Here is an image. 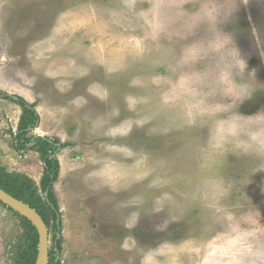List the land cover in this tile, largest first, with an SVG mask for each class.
<instances>
[{
    "label": "rangeland",
    "instance_id": "374dc122",
    "mask_svg": "<svg viewBox=\"0 0 264 264\" xmlns=\"http://www.w3.org/2000/svg\"><path fill=\"white\" fill-rule=\"evenodd\" d=\"M2 94L61 146L60 264H264V0H0ZM14 101L0 168L40 184ZM23 232L0 202V264Z\"/></svg>",
    "mask_w": 264,
    "mask_h": 264
},
{
    "label": "trees",
    "instance_id": "16d2710c",
    "mask_svg": "<svg viewBox=\"0 0 264 264\" xmlns=\"http://www.w3.org/2000/svg\"><path fill=\"white\" fill-rule=\"evenodd\" d=\"M0 96H4L5 99L14 100V96L7 94ZM16 103L22 107L23 113L20 117L15 146L18 149H22L26 148V145L30 143L31 139L26 137L27 131L37 125L39 116L35 110V106L27 104L22 98H18ZM33 147L37 148L45 163V170L40 184H37L27 175L10 174L0 168V187L35 209L48 227L53 222L55 233H57L59 227L56 222H58L61 215L58 200L54 192V184L59 179V164L54 155L61 146L56 141L51 142L44 138H37ZM10 210L13 211L12 209ZM14 213L20 216L18 213ZM20 217L22 218L24 232L23 239H20L17 245L15 264H35L38 255L39 235L29 220L22 216ZM55 238L57 237L55 236ZM58 244V252H61L60 240ZM52 253L56 252L53 251ZM54 260L55 257L52 258L50 264H55Z\"/></svg>",
    "mask_w": 264,
    "mask_h": 264
},
{
    "label": "water",
    "instance_id": "95a60500",
    "mask_svg": "<svg viewBox=\"0 0 264 264\" xmlns=\"http://www.w3.org/2000/svg\"><path fill=\"white\" fill-rule=\"evenodd\" d=\"M14 100H18L14 97ZM0 202L18 213L20 216L29 220L36 228L39 235L38 255L35 264H49L50 260V238L49 227L41 215L25 202L15 198L0 187ZM61 220L58 219V224ZM60 229V227H59Z\"/></svg>",
    "mask_w": 264,
    "mask_h": 264
},
{
    "label": "flooded vegetation",
    "instance_id": "af4514ba",
    "mask_svg": "<svg viewBox=\"0 0 264 264\" xmlns=\"http://www.w3.org/2000/svg\"><path fill=\"white\" fill-rule=\"evenodd\" d=\"M32 129V128H31ZM34 129V128H33ZM30 130V129H29ZM28 130V131H29ZM17 135H18V133H17ZM17 137V136H16ZM37 138H44V139H47V140H49L48 138H45V137H43V136H40V135H35L34 137H32V138H30L31 139V141H30V143H28L27 145H26V148L25 149H27V147H30V145H34L35 144V139H37ZM51 141V140H50ZM51 142H54V141H51ZM34 143V144H33ZM60 149H61V147H60ZM59 149V150H60ZM19 150H24V149H19ZM60 220H61V222H60V224H58V222H56L57 223V225H58V227H60V229L58 230V232L56 233V237L57 238H55V240H54V247H53V250L51 251V249H50V260H49V264L52 262V258L53 257H55V260H54V263L55 264H60V262H59V258H60V254L62 253V240H60V238H62V236H61V234H62V218H61V216H60ZM53 228H54V226H53ZM111 232V231H110ZM124 233H127V232H124ZM61 241V244H60V247H61V252H58V241ZM53 251H55L56 253H52Z\"/></svg>",
    "mask_w": 264,
    "mask_h": 264
}]
</instances>
